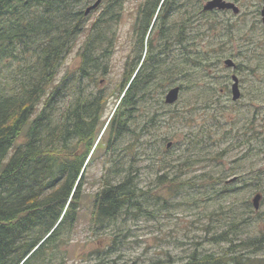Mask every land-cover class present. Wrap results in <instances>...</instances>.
<instances>
[{
    "label": "rangeland",
    "instance_id": "obj_1",
    "mask_svg": "<svg viewBox=\"0 0 264 264\" xmlns=\"http://www.w3.org/2000/svg\"><path fill=\"white\" fill-rule=\"evenodd\" d=\"M144 1L122 2L118 19L109 22L107 37L112 36L113 46L101 60L105 72L100 68L93 79L82 80L86 92L105 95L102 146L87 168L76 220L57 241L54 263L89 264L105 255L110 264H186L194 252L226 250V242L211 239L224 231L237 244L246 238L264 240V0H227L239 7L238 13L205 11L207 0H188L185 9L168 13L166 38L160 39L155 25L141 45L135 23ZM102 6L85 14V30L77 35L58 78L80 65L82 44ZM148 55H156L148 66L161 65L155 78L159 82L151 84L130 120L134 133L108 145L103 133L123 94L125 72L143 67ZM191 58L208 66L190 63ZM227 58L234 68L224 64ZM233 74L242 94L236 101L231 96ZM175 85L182 90L168 105L164 95ZM127 172L140 194L139 207L97 226L91 209L101 179L117 183ZM255 193L261 194L257 210ZM243 249L264 256V249Z\"/></svg>",
    "mask_w": 264,
    "mask_h": 264
},
{
    "label": "trees",
    "instance_id": "obj_2",
    "mask_svg": "<svg viewBox=\"0 0 264 264\" xmlns=\"http://www.w3.org/2000/svg\"><path fill=\"white\" fill-rule=\"evenodd\" d=\"M123 1L101 0L102 10L82 44L80 65L58 78L77 35L85 30L83 8L91 0H0V264H62L53 262L57 241L76 220L87 168L102 146L105 95L86 92L82 80L93 79L100 68L105 72L101 60L113 46L112 36L107 37L109 22L118 19ZM187 1L145 0L135 23L139 43L155 25L160 39L166 38L168 13L185 9ZM99 48L103 52L95 53ZM154 56L148 55L143 67L125 72L123 94L103 133L108 134L106 144L134 133L130 120L162 71L158 63L147 65ZM101 180L91 209L97 226L139 207L131 172L117 183ZM174 187L177 191L179 185ZM230 235L224 231L211 237L228 244L223 252H194L186 264H264V256L242 253L249 247L263 251L264 240L246 238L237 244ZM110 262L103 255L89 264Z\"/></svg>",
    "mask_w": 264,
    "mask_h": 264
},
{
    "label": "water",
    "instance_id": "obj_3",
    "mask_svg": "<svg viewBox=\"0 0 264 264\" xmlns=\"http://www.w3.org/2000/svg\"><path fill=\"white\" fill-rule=\"evenodd\" d=\"M100 3L101 0H95L93 3H91L85 8L84 13L88 14L90 11L97 8ZM202 9L205 11H211L215 9H221V10L231 9L234 13L239 12V7L234 2L227 0H207L206 3L203 5ZM261 17L264 23V1L261 9ZM224 64L227 67H232V68L236 66L231 58L225 59ZM180 91L181 88L179 85H175L169 88L166 94L164 95V102L168 105L175 103L179 98ZM231 96L233 101L239 100L241 97L239 78L235 74L232 75ZM167 146H169V143ZM260 200H261V194L255 193V195L252 198V205L255 210L259 209Z\"/></svg>",
    "mask_w": 264,
    "mask_h": 264
}]
</instances>
